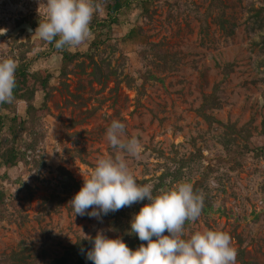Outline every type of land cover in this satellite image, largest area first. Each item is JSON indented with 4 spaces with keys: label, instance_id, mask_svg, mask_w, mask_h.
Instances as JSON below:
<instances>
[{
    "label": "rangeland",
    "instance_id": "obj_1",
    "mask_svg": "<svg viewBox=\"0 0 264 264\" xmlns=\"http://www.w3.org/2000/svg\"><path fill=\"white\" fill-rule=\"evenodd\" d=\"M45 2L0 0V60L16 62L29 50L24 59L29 69L46 70L53 86L35 152L13 167L0 161L6 194L0 264H24L8 257L22 247L40 258L71 260L69 246L85 234L94 238L102 231L122 239L119 230L125 227L128 234V225L104 215H75L68 203L83 175L89 176L99 159L115 156L105 136L114 119L126 125L127 137L139 140L138 157L120 153L138 184L156 183L179 159L189 163L167 190L190 183L208 210L186 222L185 238L223 231L237 250L236 264H264V154H246L238 165L231 159L235 147L264 141V43L259 42L264 31L252 15L264 0H153L148 14L133 2L107 30V44L93 53L100 81L84 56L59 75L61 54L48 55V42L30 25L45 21ZM260 13L264 21V10ZM135 27L141 36L121 39ZM66 48L85 51L87 41ZM43 99L36 91L35 105ZM16 106L23 113V102ZM217 155L224 160L216 161ZM146 203V198L137 202L136 209Z\"/></svg>",
    "mask_w": 264,
    "mask_h": 264
},
{
    "label": "clouds",
    "instance_id": "obj_2",
    "mask_svg": "<svg viewBox=\"0 0 264 264\" xmlns=\"http://www.w3.org/2000/svg\"><path fill=\"white\" fill-rule=\"evenodd\" d=\"M44 22L35 30L40 39L57 49L81 45L90 35V23L100 5L93 0H46ZM17 64L0 60V104L11 103L16 86ZM109 146L115 156L99 159L91 174L68 202L75 215L100 219L109 212L131 207L145 198L148 203L133 214L128 234L142 242L131 249L121 238H109L98 231L93 238L85 234L92 247L86 259L93 264H236L237 250L223 231H197L185 238V224L197 220L204 197L190 183L154 194L150 184H138L120 153L138 157L139 140L127 137L126 125L114 119L106 129ZM167 233V234H165ZM146 243H143L145 242Z\"/></svg>",
    "mask_w": 264,
    "mask_h": 264
},
{
    "label": "trees",
    "instance_id": "obj_3",
    "mask_svg": "<svg viewBox=\"0 0 264 264\" xmlns=\"http://www.w3.org/2000/svg\"><path fill=\"white\" fill-rule=\"evenodd\" d=\"M133 2L139 3L141 11L145 14H148V11L153 4V0H93V3L100 5L98 12H102L104 15L103 17H100L96 13L94 14L90 23V36L92 35V37L90 38L88 36L85 40L87 41V48L85 51H79L78 49L72 51L66 47L64 49H57L54 46V42L47 43L49 47V50L47 51L48 55L55 51L61 54V70L59 75H67V66L74 59L84 56L93 64L94 77H97V81H100L101 69L94 60L93 53H95L101 45L107 44L109 39L107 30L112 24L118 21L117 15L129 7ZM263 10L264 7L262 6L261 8L254 10L252 14L255 18L254 22H259L257 25L260 31H264V21L261 20L260 13ZM39 22H32L30 25L37 27ZM138 36H141L140 28L135 27L127 31L121 39L124 41H134ZM259 42L264 43V34H261ZM28 51L29 50H25V52L21 53L20 57L16 59V86L14 88L13 101L11 103L0 104V109L6 111V113H0V161L7 168L15 166L19 161L26 163L30 153L35 152L39 142L38 128L41 126V118L49 112L48 107L46 106V101L50 97L51 90L53 89V86L49 84L50 74L44 69L35 71L29 69L28 62L24 60L25 53ZM36 91L43 92L44 99L39 106H36L34 103V95ZM17 101L23 102V113L18 112L16 106ZM262 135L264 136V130L262 131ZM235 140L233 142H235ZM226 144L227 148L232 147L233 145L229 141H227ZM246 154L256 156L263 155L264 141L260 144L252 143L243 148L235 147L231 151V159H233L238 165ZM215 160L221 162L224 160V157L217 155ZM178 161L179 163L174 170H164L161 175L158 176V181L156 183H150L154 188V194H158V190L162 187L163 190L166 191L172 183L179 179V174L182 168H185L189 164L185 159H179ZM5 196V192L0 187V218L3 217ZM136 205L137 203H134L131 207H124L121 210L109 212L104 216L110 218V221L113 224L128 225V227H130V221L133 214L139 211V209H136ZM207 210L208 207H203L202 211ZM120 217L124 218L125 221L121 222ZM125 228H120L119 230L123 241L133 250L138 248L142 242L135 234L129 236V234L126 233ZM81 238L69 246V249H72L71 255L73 257L71 260H67L64 256L57 255H54L49 259L43 257L40 258L38 252H34V254L31 250L29 251L28 248L25 247L14 251L13 254L8 257L10 259L18 260L19 263L23 262L24 264H29L28 261H32L33 264H93L91 260L86 259V252L89 249L87 248L89 240ZM143 243H146V241ZM6 256L7 255H5V257ZM36 258L38 259L36 260ZM241 264H243V261H241Z\"/></svg>",
    "mask_w": 264,
    "mask_h": 264
},
{
    "label": "water",
    "instance_id": "obj_4",
    "mask_svg": "<svg viewBox=\"0 0 264 264\" xmlns=\"http://www.w3.org/2000/svg\"><path fill=\"white\" fill-rule=\"evenodd\" d=\"M23 27L26 28V30L32 29L28 24H23Z\"/></svg>",
    "mask_w": 264,
    "mask_h": 264
}]
</instances>
